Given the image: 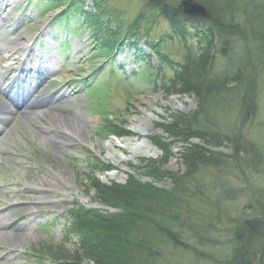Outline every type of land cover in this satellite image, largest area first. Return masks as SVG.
Wrapping results in <instances>:
<instances>
[{"label": "rangeland", "instance_id": "obj_1", "mask_svg": "<svg viewBox=\"0 0 264 264\" xmlns=\"http://www.w3.org/2000/svg\"><path fill=\"white\" fill-rule=\"evenodd\" d=\"M82 1L85 4L75 2L71 14H60L59 7L67 0H0V20L11 22L0 28V78L12 68L11 77L43 79L39 82L45 83L41 93L61 96L67 122L71 117L81 122L80 128L71 127L63 133L52 128L57 134L55 140L39 135L36 117L19 114L0 134V233H7L0 234V264L51 262L49 256L38 255L36 250H46L43 242L59 245L65 241L69 209L80 204L99 206L94 189L88 188L85 180L87 163L96 156L115 167L97 173L102 183L125 185L131 183V175L135 176L134 184L140 183L137 202L140 195L143 200V194L160 191L161 195L176 188L171 178L159 176L163 172L186 175L184 144L173 141L162 125L174 116L192 113L199 116L200 128L194 127L196 132L203 129L208 136L206 140L189 138L188 142L194 144L188 146L189 155L198 145L207 155L221 153L228 159L219 167L214 159L203 158L201 165L193 169L195 179L185 176L184 195L178 205L170 202L172 206L165 217L169 229L180 233L182 239L166 243L169 237L153 235V228L145 227L146 234L152 237L146 240L151 239L154 246L152 256L142 253V259L156 264H264V230L253 227L256 218L264 221V0H207L211 18L216 14L228 25L223 24L222 32L214 37L216 58L211 72L220 77L229 69L235 72L228 78L229 85L209 87L207 104L195 94L165 89L172 85L169 81L176 77L177 67L187 64L188 48L198 49L202 39L196 28L199 24L187 19L184 28L188 38L183 42L173 34L169 19L151 10L146 1L101 0L108 16L102 17L103 28L98 30L84 15L95 10L93 0ZM182 14L186 16L181 9L179 15ZM59 19H64L65 24L62 20L58 24ZM135 23L139 25L137 32L128 34L139 42L127 40L110 62L106 58L111 52L110 44L102 45L108 36L103 29L120 25L126 32ZM7 46L20 47V54L11 56L4 49ZM24 47L33 49L31 57L22 54ZM39 63L52 64L57 70L35 69ZM6 78L10 90L28 89L25 82L15 85ZM175 89L179 90L180 85ZM6 112L3 109L0 113ZM61 116L40 115L39 119L47 126H65ZM106 122L122 126L129 134L105 139ZM218 135H228L231 140L236 137L241 148L242 142L255 144L260 151L255 166L242 162L243 169L240 168L238 161L250 158L245 153L235 154L229 143L219 147ZM150 136L173 141L171 156L156 167L155 179L148 173L152 164L146 159L160 161L164 152ZM148 145L156 149V156L142 154ZM111 172H115L114 176H107ZM145 204L143 201L141 205ZM103 205L111 213L122 211ZM7 224L10 226L2 227ZM243 225L250 230L239 228ZM252 232L258 236L251 237L247 245L253 254L238 252L237 240ZM110 237L107 243L113 242ZM222 240H229L230 245L224 246ZM64 248L72 251L74 244L67 243ZM84 263L95 264L89 260ZM132 263H138V258Z\"/></svg>", "mask_w": 264, "mask_h": 264}, {"label": "trees", "instance_id": "obj_2", "mask_svg": "<svg viewBox=\"0 0 264 264\" xmlns=\"http://www.w3.org/2000/svg\"><path fill=\"white\" fill-rule=\"evenodd\" d=\"M50 1L51 0H47V2ZM76 1L82 2L81 4H85V1L82 0H72L69 8H72ZM144 1H146L150 9L156 11L159 16L168 18L174 32L172 33L177 37L180 36L183 42L186 41L187 38L183 35L186 34L184 23H186L187 19L183 16V14L179 15L181 14L182 9L180 5L181 0ZM200 1L208 5L207 0ZM93 2L95 10L93 12H85L84 15L91 19L92 27L100 30L99 28H103L102 17H107L108 13L101 0H93ZM82 13H84V11ZM194 21L198 24H204V26H197L196 28H199L198 31L202 34V38L203 36H205V38L201 39L197 50H193L192 47L188 48L190 51L187 54V64H181L177 67L176 77H173L169 81V84L172 85L166 86L165 89L172 90V93L195 94L196 96H199L202 103L207 104L205 101V94L209 93V87L211 86L216 88L219 85H229L230 80H228V78L235 73H232L229 69L222 72L223 77H220L218 76L219 74L213 75L211 72L214 58H216V53L213 51L215 49L214 37L218 36V34L222 32L221 26H223V24H225L227 28L228 25L224 20L219 19L216 14L215 17L209 21ZM262 26L264 27V25ZM138 27V23H135L130 26L126 32V29L123 30V27L120 25H117V27L114 28L103 29L108 32V36L104 38L105 42L102 43V45L106 43L110 44L111 55L114 51V44L122 41L124 38L127 40H134L138 43V39L131 38L132 36L128 34L130 31L137 32ZM118 29V33L122 30L124 34L119 35L117 32H114V30ZM254 36H257V33ZM112 38H116L117 40L112 42ZM148 44L149 49L154 51L152 44ZM255 66L257 65L255 64ZM243 67L244 66H241V71L243 70ZM236 82L238 83V79ZM179 85L180 89H175L176 87H179ZM205 112L206 110L204 113ZM171 120L168 123L163 124L162 127L173 137V141L182 142L184 144L182 156L184 158L186 157L183 160L187 162L188 166H186L187 170L185 176H191L195 179V175H193L195 171L193 169L196 170V167L201 165L200 160L203 158L214 159L215 163L219 164V167L222 165L221 162L223 160L228 159L227 156L221 153H215L214 156L207 155L205 151L198 148V145H195L196 148H194L193 153L189 155V150H187L188 146L194 145L188 142L189 138L201 137L203 140H206V137L208 136L202 133L203 129H200L198 131L199 133H197L194 128H200L199 116L197 113L189 115L181 114L179 116H174ZM104 129L106 135L105 139H109L110 136L113 135L126 136L129 134V132L122 126L111 122H106ZM208 132H211V129H208ZM216 140H218V144H222V141H225L226 139H224L221 135H218ZM152 141L164 152V156L160 159V161L156 159H146L149 164H152L151 171L148 173L155 179L158 177V174L155 173L156 167L165 164L167 158L171 156V146L173 141H163L159 137H153ZM232 141L235 142L232 147L235 154L240 155L241 153H245V155H248V158H250L249 160L244 158L238 162H243L247 166L254 167L255 160L259 158L260 152L255 144L242 142L243 146L241 148L239 145L240 140L236 141L235 137ZM211 166L215 167L214 165ZM114 168L115 167L112 164L105 163L100 157L96 156L94 161L87 163L88 173L86 184L91 190L94 189V192L96 193V200L99 203L107 204L112 207H118L122 209V211L116 213H103L102 211H105L106 209L101 210L99 208L87 207L84 204L74 205L71 207L68 211L69 218L66 220L67 228L65 229V241L60 242L59 245L52 242H43L42 244H46L44 247L46 250H36L38 255L49 256L51 259L49 264H85V260L94 261L95 264H134L132 261L135 258H138V263L135 264H156L154 261H145L142 259V253L152 256V248L154 245L151 239L146 240V238H152L149 234H146L147 229L145 227L149 228V226L150 228H153V231L151 232L158 230L159 235H166L169 238H172L173 242L178 243L179 239L175 233H173V230L169 229L167 225L168 220H166L167 218L165 217L168 216L167 208L172 205L176 206L178 205V202H180V198L184 195V190L186 189L184 181L188 178L185 176H179L176 173L171 174L163 172L159 176V179H162L165 176L171 178L173 183H176V188L167 190L166 192L163 191L161 195L160 191H152L149 195L143 194V200L140 195L139 202H137L138 198L136 192L140 187L137 184L140 183L138 182L137 184H134V175L130 176L132 179L131 183L125 185L118 184L116 186H111L100 181L97 173L112 170ZM143 201L146 204L142 206L141 204ZM170 202H172V205H170ZM150 208L156 211L152 212ZM256 208L263 210L260 207ZM136 215H138V217H135ZM129 219L132 220V222H128ZM253 227L255 229L257 228L259 231L264 230V221L261 218H256ZM253 232L237 240L236 247L242 246L239 247L240 250L248 248L247 245H250L252 240L251 237H254ZM108 236H111L110 238L113 242H106ZM257 237L258 236L256 234L254 238ZM70 242L74 244V249L72 251L64 248V246H67V243ZM106 244L108 246H105Z\"/></svg>", "mask_w": 264, "mask_h": 264}, {"label": "bare ground", "instance_id": "obj_3", "mask_svg": "<svg viewBox=\"0 0 264 264\" xmlns=\"http://www.w3.org/2000/svg\"><path fill=\"white\" fill-rule=\"evenodd\" d=\"M60 11V10H59ZM57 14V13H56ZM60 14L61 11H60ZM66 14V13H63ZM53 16H56L55 14H53ZM186 19H189L191 22L192 20H205V21H209L212 18H204V16L202 15H187ZM62 20V23L65 24V20L64 19H59L56 22H58V24H60V21ZM189 22V21H187ZM11 22L8 19H1L0 20V28L5 26V25H10ZM57 24V23H55ZM198 24V23H197ZM202 24H199L198 26L201 27ZM199 32V31H197ZM202 35V34H201ZM185 38H188L187 34L183 35ZM203 38H205V36H203ZM202 38V39H203ZM2 49V48H1ZM6 50V52L10 53L11 56H15L17 57L20 54V47L18 46H7L6 48H4ZM22 54L24 53V55H26L27 57H31L33 55V49L24 47L22 49ZM2 51L0 50V53ZM24 65L27 64V61H25L23 63ZM42 68L44 70H48V71H52V70H57V66H54L52 64H48V63H39L38 65H35L34 68ZM13 73L12 68H9L8 72H5L2 77V79L0 78V112L3 111V109L5 111H7L5 114H9L7 116H3L5 114L0 113V134L4 131H6V129L10 126L11 123H13V121L19 117V114L25 115L29 118H35L38 119L36 122V125L38 127V133L41 136H49L51 139H57V134L54 133V130L52 128H57L59 130V133H63V132H67L68 130L72 129L71 127H77L80 128V121L75 120V118H69V123L67 122V118H65V116L67 114L63 113V109L61 107V96H59L58 94H46V93H41V91H43L45 89V83H42L39 85V82H44L42 80H30V79H24L20 76H14L11 77ZM7 76V80L9 82H12L13 84L17 85V83H24L28 84L27 88L28 89H20V90H10V85H8L5 82L4 77ZM43 87V89H42ZM63 114H62V113ZM50 116V115H63L61 117H64V121H65V126H56V125H45L43 122H41V120L39 119V116ZM46 133H48L49 135H47ZM115 136V135H113ZM112 136V137H113ZM100 138H104V136H100ZM129 137V136H128ZM153 137L155 136H150V139L152 140ZM131 138H125V139H120L119 142L122 143L125 140H130ZM226 139L225 141L222 142H226L232 145L235 144L234 141H232L230 139V136L226 135ZM224 143L222 144H218L219 147H222L224 145ZM113 144H116L113 142ZM154 144V143H153ZM156 145V144H154ZM157 146V145H156ZM143 151V155H146L147 157H154L157 155V151L156 149H154L152 146L148 145L147 147H144L142 149ZM150 159V158H149ZM241 160V159H240ZM242 163H239V167L242 168L241 166ZM237 168V167H236ZM243 169V168H242ZM115 172H111L108 173L107 176H114ZM87 179V175L85 180ZM103 213H108L110 211H102ZM111 213V212H110ZM2 220L0 219V222ZM10 226V224H7L5 226L2 227H8ZM12 229H10L11 231ZM2 234V233H0ZM153 235H159V231L156 230L155 232H152ZM2 235H7V233H3ZM177 236L178 239H182V235L180 233L175 234ZM236 235H238V232L236 233ZM165 237H168L166 235H164ZM172 240V238H170L168 241H166V243H170ZM221 243L225 246L230 245L229 240H222Z\"/></svg>", "mask_w": 264, "mask_h": 264}, {"label": "water", "instance_id": "obj_4", "mask_svg": "<svg viewBox=\"0 0 264 264\" xmlns=\"http://www.w3.org/2000/svg\"><path fill=\"white\" fill-rule=\"evenodd\" d=\"M183 11L185 15H202L204 18H211L212 13L209 8L198 0H183L182 1ZM239 228L246 229V225L240 226ZM240 232H238V235Z\"/></svg>", "mask_w": 264, "mask_h": 264}, {"label": "flooded vegetation", "instance_id": "obj_5", "mask_svg": "<svg viewBox=\"0 0 264 264\" xmlns=\"http://www.w3.org/2000/svg\"><path fill=\"white\" fill-rule=\"evenodd\" d=\"M248 230H250V228L247 227V228H246V231H248ZM246 236H247V235H246ZM239 247H242V246H239ZM239 247H238L237 249H239ZM242 251H243V250H242ZM244 251H245L247 254L250 253V252L253 254V250H252L251 248H249V247L246 248ZM238 252H240V249L238 250ZM251 258H252V255H251ZM250 262L252 263L251 260H250Z\"/></svg>", "mask_w": 264, "mask_h": 264}]
</instances>
